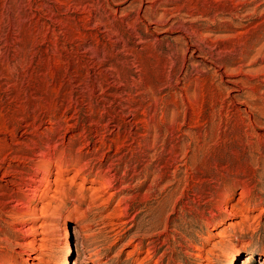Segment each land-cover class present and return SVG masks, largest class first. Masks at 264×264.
I'll return each mask as SVG.
<instances>
[{"label":"rangeland","instance_id":"obj_1","mask_svg":"<svg viewBox=\"0 0 264 264\" xmlns=\"http://www.w3.org/2000/svg\"><path fill=\"white\" fill-rule=\"evenodd\" d=\"M0 264H264V0H0Z\"/></svg>","mask_w":264,"mask_h":264},{"label":"bare ground","instance_id":"obj_2","mask_svg":"<svg viewBox=\"0 0 264 264\" xmlns=\"http://www.w3.org/2000/svg\"><path fill=\"white\" fill-rule=\"evenodd\" d=\"M249 261L247 260V263H248Z\"/></svg>","mask_w":264,"mask_h":264}]
</instances>
